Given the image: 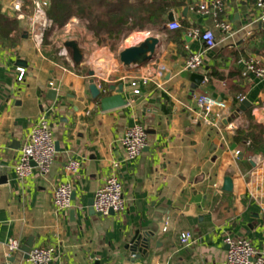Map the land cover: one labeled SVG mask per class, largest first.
Listing matches in <instances>:
<instances>
[{
	"label": "crops",
	"instance_id": "obj_1",
	"mask_svg": "<svg viewBox=\"0 0 264 264\" xmlns=\"http://www.w3.org/2000/svg\"><path fill=\"white\" fill-rule=\"evenodd\" d=\"M16 1L0 0V179H7L0 184V264H32L22 250L8 255L10 239L21 249L31 239L32 250L54 248L55 264H133L126 246L136 232L153 237L147 256L134 264H220L229 236L247 238L264 251V144L247 153L235 142L251 125L264 129V79L243 76V61L256 58L264 67L257 0H224L218 20L231 25L229 33L216 30L212 14L198 13L213 0H168L177 3L171 13L179 30H170L168 21L163 31L130 34L117 50H88L74 39L85 55L80 66L66 50L67 40L58 48L51 35L50 44L36 48L29 33L31 4L18 19ZM194 29L214 30L217 39L197 72L186 69L191 53L204 51L190 36ZM19 69L25 71L22 81ZM195 73L205 77L201 85L193 82ZM144 76L152 82L142 89L140 104L104 112L91 96L94 79L103 96L123 86L129 101L132 82ZM202 95L225 106L207 115L209 123L196 103ZM241 98L251 104L245 111ZM43 115L59 152L48 173L34 169L19 177L20 148ZM219 115L230 116L236 129L226 130L229 122ZM137 124L147 129L148 146L130 161L122 140ZM69 160L81 164L75 176L65 171ZM114 174L123 184L126 210L101 217L89 202ZM226 177L233 179V193L222 191ZM61 183H72L76 193L66 213L54 207ZM187 232L195 241L190 247L180 240Z\"/></svg>",
	"mask_w": 264,
	"mask_h": 264
},
{
	"label": "built area",
	"instance_id": "obj_2",
	"mask_svg": "<svg viewBox=\"0 0 264 264\" xmlns=\"http://www.w3.org/2000/svg\"><path fill=\"white\" fill-rule=\"evenodd\" d=\"M30 3L32 7V15L29 18L30 36L37 49H41L44 43L45 36L48 31L52 30L55 25L49 18L48 9L51 0H17L13 8L19 13L18 19H23L22 11L26 4ZM256 7L260 12L258 21L264 22V0H257ZM225 12L224 0H213L210 5L200 6L198 13L212 14L216 20V30L229 33L231 25L227 22L218 20V17ZM170 30L176 31L181 28L178 22H173L168 25ZM202 42L204 51L201 53H191L186 63V69L192 72H197L203 64V56L207 51L213 50L217 45L216 34L214 30L194 29L190 34ZM61 56L69 60V55L66 50L61 52ZM244 71L243 76L250 75L264 79V67L256 58H250L243 61ZM19 81L24 78L25 71L19 69ZM152 82V77L144 76L136 79L131 84V89L134 95H142V89ZM51 86L53 84L51 83ZM243 101V98H241ZM198 108L203 112L200 115L207 123V115L211 114L215 108L225 109V106L219 103L216 99L202 95L196 100ZM226 122L231 119L227 115H219ZM236 129L233 122H229L226 130L231 131ZM56 139L49 121V118L43 115L36 125L33 127L30 135L24 141L20 148V154L15 166V174L19 177H28L32 175L34 169H38L42 174L50 171L55 162ZM126 158L130 161L138 159L148 146L147 129L140 124L130 128L123 140ZM239 152L236 156H239ZM36 165L34 167L33 165ZM81 167L77 160H69L65 164V171L70 176L78 174ZM73 193L74 187L72 183H61L54 191V207L58 213H66L73 208ZM93 209L96 214L101 217H109L111 213L121 215L126 210V200L123 193V184L114 174L109 177L104 185L94 195ZM166 230V229H165ZM181 244L184 247L193 245L194 237L192 233H184L181 235ZM227 247L226 258L220 264H264V251L258 250L253 243L247 238L227 237L225 239ZM9 256L21 251V243L16 239H10L5 245ZM55 249L54 248H35L29 254V261L32 264H55Z\"/></svg>",
	"mask_w": 264,
	"mask_h": 264
},
{
	"label": "trees",
	"instance_id": "obj_3",
	"mask_svg": "<svg viewBox=\"0 0 264 264\" xmlns=\"http://www.w3.org/2000/svg\"><path fill=\"white\" fill-rule=\"evenodd\" d=\"M175 7L168 0H51L48 15L58 29L76 17L87 22L95 37L104 33L108 39H126L134 32L163 31ZM235 142L255 153L264 144V129L251 125L237 133Z\"/></svg>",
	"mask_w": 264,
	"mask_h": 264
},
{
	"label": "water",
	"instance_id": "obj_4",
	"mask_svg": "<svg viewBox=\"0 0 264 264\" xmlns=\"http://www.w3.org/2000/svg\"><path fill=\"white\" fill-rule=\"evenodd\" d=\"M188 12V9L185 10V13ZM169 22H174L175 17L174 14L171 13L169 14L168 17ZM66 50L71 54L72 61L76 66H80L84 59L85 55L83 50L81 49L80 45L76 41H68L65 44ZM128 55V52L125 53L124 58ZM90 76L94 77L95 73L92 71L90 72ZM193 82L195 85H201L205 81V77L202 75H198L197 73L192 75ZM90 93L91 96L94 100H97L101 106V109L104 112L107 111H112L116 109L123 108L129 104V102H135L137 104H140L144 101L142 97H139L137 95H134L133 93L130 94L129 101L124 99V87L121 86L120 89L118 90V93L116 95L112 96H103L102 91L98 88L97 84L95 83V80L92 79L90 82ZM115 90V87H109V91L112 92ZM56 92L51 91V99L55 100L56 98ZM251 104L248 101H243L241 110L245 111L247 108H249ZM56 151L59 152V144H56ZM36 167V165H33ZM7 182L6 177H2L0 179V184H4ZM234 190V184H233V179L231 177H226L223 181V187L222 191L225 193H233ZM76 198V193H73V200ZM94 199H92L89 202V207L91 208L92 212L95 213L94 209ZM111 215H114L111 213ZM153 235L151 234H146V233H141V232H136L133 240L126 246V249L130 252L132 255L131 262L134 264L136 260L146 257L147 253L150 249V242L151 238ZM33 248V239H31L21 250L26 254V258H29V254ZM227 249V248H226ZM10 263L15 262V258H10L7 260Z\"/></svg>",
	"mask_w": 264,
	"mask_h": 264
},
{
	"label": "rangeland",
	"instance_id": "obj_5",
	"mask_svg": "<svg viewBox=\"0 0 264 264\" xmlns=\"http://www.w3.org/2000/svg\"><path fill=\"white\" fill-rule=\"evenodd\" d=\"M51 35L54 36L53 42L58 43V48H60L62 43L66 40L68 42L80 38L83 45L88 50H92L96 46L100 48L106 47L110 48L111 50H117L119 46L125 44L126 40L123 39V37L118 39H108L107 35H105L104 33H102L99 37H95L93 32H90L87 29V22L80 21L76 17H73L70 21H68L64 28L58 29L54 27L52 30L48 31L45 36L43 46L51 43Z\"/></svg>",
	"mask_w": 264,
	"mask_h": 264
}]
</instances>
